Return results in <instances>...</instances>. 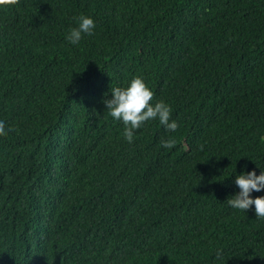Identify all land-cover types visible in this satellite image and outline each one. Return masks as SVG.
<instances>
[{"label": "trees", "instance_id": "1", "mask_svg": "<svg viewBox=\"0 0 264 264\" xmlns=\"http://www.w3.org/2000/svg\"><path fill=\"white\" fill-rule=\"evenodd\" d=\"M134 77L175 132L124 140L103 100ZM0 120V264H264V219L225 202L264 171V0L0 6Z\"/></svg>", "mask_w": 264, "mask_h": 264}, {"label": "clouds", "instance_id": "2", "mask_svg": "<svg viewBox=\"0 0 264 264\" xmlns=\"http://www.w3.org/2000/svg\"><path fill=\"white\" fill-rule=\"evenodd\" d=\"M18 0H0V6H11ZM77 27L70 28L66 35V40L72 45H78L84 36L94 34L96 27L92 18L83 14L74 17ZM154 93L140 77L131 79L127 87H115L111 89V99L103 100L108 115L123 124L122 136L124 140L131 144L135 139V130L149 120L158 119L160 125L168 132H175L178 123L171 119L172 109L163 101L152 104ZM11 126L6 128V123L0 120V136L7 135L14 131ZM175 146L174 139L160 141V147L172 148ZM234 184L239 192L226 199L227 205L236 210L246 212L254 207L255 217L264 219V196L251 198L252 192L264 190V171L256 175L255 171L246 174L241 173L235 177ZM222 253L217 250L216 258L220 259Z\"/></svg>", "mask_w": 264, "mask_h": 264}]
</instances>
